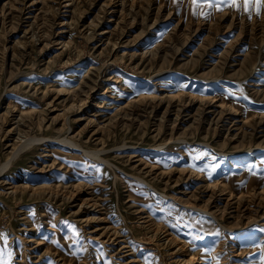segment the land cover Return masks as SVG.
Instances as JSON below:
<instances>
[{
	"label": "rangeland",
	"instance_id": "1",
	"mask_svg": "<svg viewBox=\"0 0 264 264\" xmlns=\"http://www.w3.org/2000/svg\"><path fill=\"white\" fill-rule=\"evenodd\" d=\"M0 169V264H262L264 7L0 0Z\"/></svg>",
	"mask_w": 264,
	"mask_h": 264
},
{
	"label": "snow or ice",
	"instance_id": "2",
	"mask_svg": "<svg viewBox=\"0 0 264 264\" xmlns=\"http://www.w3.org/2000/svg\"><path fill=\"white\" fill-rule=\"evenodd\" d=\"M193 5V15L197 14V10L202 7H207L209 9L211 8H217L218 10H222L223 6H234L237 9L240 7V0H191ZM255 4V10L257 14H259V11L262 7H264V0H243V7L244 10L247 12L251 8V6ZM177 88H187V84H179L176 86ZM229 96H231V93H228ZM203 158L202 155H196L194 159H201ZM191 167L195 168V165H190ZM216 165L212 166V171H209L208 175L209 178H211L212 172L215 171ZM203 170V169H201ZM75 234V233H74ZM262 264H264V261H262Z\"/></svg>",
	"mask_w": 264,
	"mask_h": 264
},
{
	"label": "bare ground",
	"instance_id": "3",
	"mask_svg": "<svg viewBox=\"0 0 264 264\" xmlns=\"http://www.w3.org/2000/svg\"><path fill=\"white\" fill-rule=\"evenodd\" d=\"M68 143V142H67ZM1 170V169H0Z\"/></svg>",
	"mask_w": 264,
	"mask_h": 264
}]
</instances>
